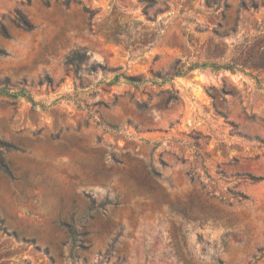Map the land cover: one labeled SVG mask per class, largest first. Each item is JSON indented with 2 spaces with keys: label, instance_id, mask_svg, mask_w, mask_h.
<instances>
[{
  "label": "rangeland",
  "instance_id": "obj_1",
  "mask_svg": "<svg viewBox=\"0 0 264 264\" xmlns=\"http://www.w3.org/2000/svg\"><path fill=\"white\" fill-rule=\"evenodd\" d=\"M167 2L0 0V264H264V0Z\"/></svg>",
  "mask_w": 264,
  "mask_h": 264
},
{
  "label": "trees",
  "instance_id": "obj_2",
  "mask_svg": "<svg viewBox=\"0 0 264 264\" xmlns=\"http://www.w3.org/2000/svg\"><path fill=\"white\" fill-rule=\"evenodd\" d=\"M159 3H163L164 7L160 8L158 10V13L162 12V11H166L169 8V6L167 4L168 3L167 0H142V4L144 5L145 14L148 16L149 11L151 9H153L155 6L159 5ZM87 11H88V13L91 14V16H94L93 10L88 9ZM95 15H96V12H95ZM17 21L26 30L34 29L33 24H31L22 15V13L19 11L17 12ZM235 31H236V28L233 27L230 30H227L224 33L219 34V35L228 36L230 33H234ZM113 33H114V37L117 38L118 40H121V38L124 37L125 33L130 39H132V37L130 35V31L127 30V28L126 29L123 28L122 26H117V28L114 30ZM5 35H7V32H5ZM89 59H90V56H89L88 52L83 51V50H76L67 57L66 63L68 66L72 67L77 73L80 69H82L84 64H88ZM245 67L246 66H244V68ZM254 67L256 68L258 66L254 65ZM201 68L202 69L211 68L215 71L237 70L238 64L228 63V64H224V65H219L216 63L206 62V63H191L189 65L187 63H182L181 61L177 60L174 64L171 65L169 71H165V72L164 71H158V72H154L153 75L155 76L156 79L162 80V84L159 85V86H162L166 82L173 81L176 77L187 76L188 74H190L194 70L201 69ZM94 69H95V65H94ZM122 78L125 79L129 84L134 85L136 88H140V86H143L148 82V80H146L142 76H129L125 73H121V74L116 75V77L113 81V84L119 83ZM155 84H158V82H155ZM165 94H168V97L163 99L160 104H164L166 106H169L172 103L179 101V99H180L178 92L174 88H170L168 90H163L157 96H164ZM149 106H150V103H146V102H140L139 103L140 109L145 110V111H147L149 109ZM247 178L252 180V181L262 180V178L255 177L252 175H248Z\"/></svg>",
  "mask_w": 264,
  "mask_h": 264
}]
</instances>
